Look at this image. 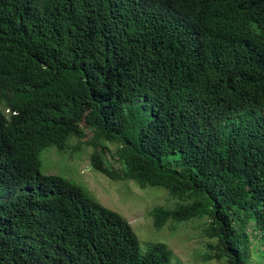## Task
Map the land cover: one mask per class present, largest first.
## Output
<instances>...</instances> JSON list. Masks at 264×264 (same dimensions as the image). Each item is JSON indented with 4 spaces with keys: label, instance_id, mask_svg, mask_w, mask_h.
I'll list each match as a JSON object with an SVG mask.
<instances>
[{
    "label": "trees",
    "instance_id": "trees-1",
    "mask_svg": "<svg viewBox=\"0 0 264 264\" xmlns=\"http://www.w3.org/2000/svg\"><path fill=\"white\" fill-rule=\"evenodd\" d=\"M69 137L109 179L176 199L149 209L154 229L205 216L202 259L248 264V227L264 236V0H0V264H173L39 172Z\"/></svg>",
    "mask_w": 264,
    "mask_h": 264
},
{
    "label": "rangeland",
    "instance_id": "rangeland-1",
    "mask_svg": "<svg viewBox=\"0 0 264 264\" xmlns=\"http://www.w3.org/2000/svg\"><path fill=\"white\" fill-rule=\"evenodd\" d=\"M75 144H79V147H75ZM105 144L109 151L114 150V143ZM92 150L91 145H84L76 137H69L61 151L54 146L44 147L38 153L39 172L60 175L78 184L98 203L117 212L134 231L141 252L146 242H161L171 250L170 263L225 264L223 259L205 261L201 257L206 251V242L213 241L202 234L205 216L178 222L166 221L161 228L154 229L149 209L154 206L172 207L176 199L160 186L139 187L132 180L109 179L90 166L89 154ZM111 163L116 166L113 161ZM247 231L251 234L250 247L253 248V251H249L248 264H257L258 256L263 253L264 236L252 234L250 227Z\"/></svg>",
    "mask_w": 264,
    "mask_h": 264
}]
</instances>
